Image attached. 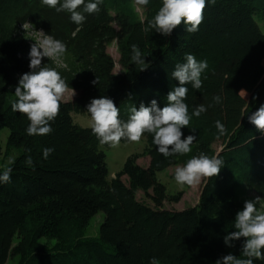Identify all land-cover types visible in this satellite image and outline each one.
Instances as JSON below:
<instances>
[{"label":"trees","instance_id":"trees-1","mask_svg":"<svg viewBox=\"0 0 264 264\" xmlns=\"http://www.w3.org/2000/svg\"><path fill=\"white\" fill-rule=\"evenodd\" d=\"M161 6L162 0H149L146 6L103 0L98 13H83L86 19L77 25L70 13L41 0H0V128L8 130L5 150L18 151L9 159L15 161L11 181L0 183V264L8 259L14 264H149L151 258L157 264H215L229 253L244 258L243 238L227 247L223 237L235 230V215L245 201L242 188L264 203V134L247 119L264 104V0H206L198 31L188 33L181 23L167 36L145 32ZM23 25L66 45L67 69L42 59L75 90L72 99L61 100L48 135H27V117L10 105L19 77L31 71L33 43L21 31ZM112 42L120 72L113 71L106 50ZM132 45L149 63L146 70L131 61ZM187 54L208 64L202 88L187 85L189 114L199 105L207 108L192 116L190 128L181 129L182 139L196 137L192 151L165 158L145 133L142 153L125 157L110 176L108 145L100 144L72 114L90 116L86 105L101 96L113 100L122 121L129 118L132 104L148 106L155 99L165 106L167 93L179 86L171 72L186 62ZM214 96L221 102L215 103ZM216 121L225 126V135H219ZM48 147L54 151L44 159ZM201 153L224 161L219 174L204 180L195 205L165 207L178 202L182 191L168 193L156 174ZM143 156L146 165L137 163ZM9 161L0 165V173ZM98 211L103 216L97 233L86 235Z\"/></svg>","mask_w":264,"mask_h":264},{"label":"clouds","instance_id":"clouds-1","mask_svg":"<svg viewBox=\"0 0 264 264\" xmlns=\"http://www.w3.org/2000/svg\"><path fill=\"white\" fill-rule=\"evenodd\" d=\"M41 3L55 8L57 12L70 13V20L81 25L86 19L83 13H98L103 0H41ZM148 3L149 0H135L138 6H146ZM205 7L206 0H162V6L155 16L147 21L144 31L155 30L167 36L183 23L186 32L194 33L199 30L203 21ZM80 8L83 12L78 11ZM23 27L27 30L24 25ZM131 47V61L139 66L140 71L146 70L149 63L144 59L145 56L136 45ZM65 52L66 45L47 34H42V38L36 39L30 47L28 55L31 71L21 74L14 91L15 99L10 101L13 111L27 117L29 124L26 133L29 136L48 135L53 131L51 122L59 114L61 100L69 90V85L56 68L44 66L42 59L47 57L48 60L54 61L57 67L67 69L68 65L63 60ZM185 59L186 62L177 63L171 72V78L178 81L179 86L167 93V104L163 107H159L155 99L148 106L141 103L137 108L132 104L128 109L129 118L122 121L119 118V108L112 99L105 96L92 98L86 105L90 114L88 126L99 143L115 146L122 139L139 142L141 137L148 133L156 150L165 158L191 152V145L196 137L188 135L182 139L181 129L189 127L192 116L199 117L207 108L199 105L193 109L191 115L189 114L188 105L185 103L189 90L187 85H191L194 90L201 89V77L208 64L206 60L197 61L192 54H187ZM92 83L97 84V78ZM71 93L73 97L75 90L72 88ZM213 100L215 103L221 102L219 96H214ZM247 119L264 134V104L248 115ZM215 126L219 135L226 134L227 130L220 121H216ZM53 151V148H44L43 158L47 159ZM26 162L31 164V157H28ZM14 163V160L9 161V166L0 173V183L11 181L10 165ZM223 166L224 161L219 156L209 157L201 153L199 156H193L183 166L177 167L174 179L179 185H197L202 180L217 176ZM260 199L256 196L244 201L242 210L237 211L235 215V230L227 232L223 237L227 247H234L233 241L243 238L240 251L244 258H237L229 253L219 258L215 264H253L254 260H264V212L257 209ZM149 264H157L156 259L151 258Z\"/></svg>","mask_w":264,"mask_h":264},{"label":"rangeland","instance_id":"rangeland-1","mask_svg":"<svg viewBox=\"0 0 264 264\" xmlns=\"http://www.w3.org/2000/svg\"><path fill=\"white\" fill-rule=\"evenodd\" d=\"M27 30L24 29L22 26L21 31L23 30L26 34L27 37L31 38V42L34 44L36 39L42 38V31H35L32 30L28 25L25 26ZM107 52L110 54V56L113 58L114 61V67L113 71L114 72H120L121 68L120 65L118 64V58L119 54L116 49L115 43L112 42L108 47H107ZM264 63V62H263ZM72 93L71 89H69L64 97L63 101L70 100L72 99ZM72 117L74 121L82 126V127H89V119L90 116L86 115L84 112L80 113H73ZM90 128V127H89ZM8 135V130L7 128H0V165L3 164L4 162L9 161L11 157L13 158L15 154H17V150H5L6 146V136ZM145 139L142 136L141 140L139 142H121L118 145L115 146H110L108 145V148L105 150L106 154V163H107V171L110 174V176H113L119 169H121L125 157L129 156L130 154L134 153H142L144 146H145ZM215 148H220L218 144L214 145ZM14 155V156H13ZM148 162V157H140L137 160V163L140 165H146ZM177 167H180V165L176 166H170L166 168L164 171H160L156 174L158 177V181L163 183L166 186L167 192L168 193H174L176 191H182V196L180 200L176 203H165V207H170V208H176V209H182L184 207H187L189 205H195L198 201V196L200 192V189L203 185L204 180H202L199 184L193 185V186H186V185H179L176 183L174 179V171ZM241 196L245 198V200H250L256 197L257 195L252 192L247 190L246 188H242L241 190ZM141 193L138 194V196ZM261 205H264V203L257 204V209L258 211L264 212V207H261ZM103 212L98 211L95 213V215L92 217L90 220L89 227L87 229V234L86 235H93L97 233L98 226H99V221L102 220ZM46 239V238H44ZM17 239L14 238V243H16ZM15 260L14 259H8L6 261V264H14Z\"/></svg>","mask_w":264,"mask_h":264}]
</instances>
